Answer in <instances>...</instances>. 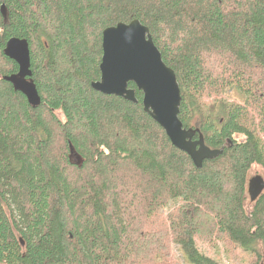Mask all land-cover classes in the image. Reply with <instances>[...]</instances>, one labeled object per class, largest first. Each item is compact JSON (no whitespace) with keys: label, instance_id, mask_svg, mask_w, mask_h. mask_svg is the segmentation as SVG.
Listing matches in <instances>:
<instances>
[{"label":"trees","instance_id":"16d2710c","mask_svg":"<svg viewBox=\"0 0 264 264\" xmlns=\"http://www.w3.org/2000/svg\"><path fill=\"white\" fill-rule=\"evenodd\" d=\"M134 19L177 75L184 127L223 149L201 167L142 91L91 86L104 29ZM13 37L29 42L38 107L3 78L19 70ZM0 59V264H182L174 245L183 264H223L200 247L212 235L264 264V192L247 209L264 169V0H0Z\"/></svg>","mask_w":264,"mask_h":264},{"label":"water","instance_id":"95a60500","mask_svg":"<svg viewBox=\"0 0 264 264\" xmlns=\"http://www.w3.org/2000/svg\"><path fill=\"white\" fill-rule=\"evenodd\" d=\"M1 10L6 16L5 4ZM102 47L101 78L91 84L95 90L134 103L139 102L137 89L142 91L145 112L165 130L175 146L191 156L197 167H201L204 160L223 153V149H212L205 143L199 128L184 127L180 119L182 96L177 75L163 60L148 26L134 19L107 27L103 31ZM4 53L19 65V70L4 75V80L22 92L34 107L40 106L42 98L33 79L28 40L9 39ZM131 82L137 87H130ZM263 192L264 178L261 175L252 177L249 181L251 200L256 201Z\"/></svg>","mask_w":264,"mask_h":264},{"label":"rangeland","instance_id":"374dc122","mask_svg":"<svg viewBox=\"0 0 264 264\" xmlns=\"http://www.w3.org/2000/svg\"><path fill=\"white\" fill-rule=\"evenodd\" d=\"M0 62L3 63V60L0 59ZM241 92L237 89H232L231 91H229L226 95L227 98L231 99V100H238L242 98V94H240ZM244 137L242 136H238L237 139H243ZM73 159L75 160V162L78 164V161H81V158L77 155H74ZM257 175H262L264 177V169H262L260 166H253L252 169L250 170V173L248 174V180L250 181V179L254 176ZM248 187V200H247V209L251 211L252 205L254 204V201L251 200V196L249 193V184L247 185ZM169 209H166V211H168ZM210 224V223H209ZM209 240L210 239H214V243L212 245H214L212 247V245H205V244H200V247L202 249L203 252H205L206 254H208L209 256H212L215 259L220 260L223 264H249L250 263V256H248L247 254L241 253V254H237L236 256H228L225 252L224 246L222 243H220L221 241H215V236L212 235L210 237H208ZM207 243V242H205ZM173 251H174V255L176 257V259L178 258L181 263H186V258L184 256V253L182 252V249L179 245H174L173 247Z\"/></svg>","mask_w":264,"mask_h":264},{"label":"bare ground","instance_id":"6f19581e","mask_svg":"<svg viewBox=\"0 0 264 264\" xmlns=\"http://www.w3.org/2000/svg\"><path fill=\"white\" fill-rule=\"evenodd\" d=\"M5 16V15H4ZM6 47V46H5ZM19 66V65H18ZM191 94V93H190ZM193 96V95H192ZM200 96V95H199ZM30 103V102H29ZM31 104V103H30ZM32 105V104H31ZM211 106V105H210Z\"/></svg>","mask_w":264,"mask_h":264}]
</instances>
